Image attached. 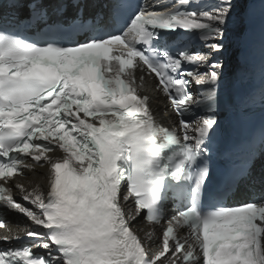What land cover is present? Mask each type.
I'll return each mask as SVG.
<instances>
[{
  "label": "snow or ice",
  "instance_id": "obj_1",
  "mask_svg": "<svg viewBox=\"0 0 264 264\" xmlns=\"http://www.w3.org/2000/svg\"><path fill=\"white\" fill-rule=\"evenodd\" d=\"M240 2L108 0L86 14L72 0L67 18L61 0L56 21L43 0H27L23 18L3 6L25 0L0 2V264H264V197L228 203L252 175L255 141L214 150L218 57ZM146 77L171 127L142 93ZM45 168L46 190L21 179ZM6 212L28 224L9 227Z\"/></svg>",
  "mask_w": 264,
  "mask_h": 264
},
{
  "label": "bare ground",
  "instance_id": "obj_2",
  "mask_svg": "<svg viewBox=\"0 0 264 264\" xmlns=\"http://www.w3.org/2000/svg\"><path fill=\"white\" fill-rule=\"evenodd\" d=\"M32 184H39L42 187V189H44L45 180L43 179V176L41 175L38 178H36L35 180H33Z\"/></svg>",
  "mask_w": 264,
  "mask_h": 264
}]
</instances>
